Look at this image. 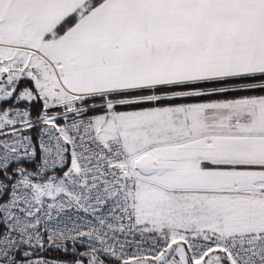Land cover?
Wrapping results in <instances>:
<instances>
[{
	"label": "snow or ice",
	"instance_id": "1",
	"mask_svg": "<svg viewBox=\"0 0 264 264\" xmlns=\"http://www.w3.org/2000/svg\"><path fill=\"white\" fill-rule=\"evenodd\" d=\"M0 264H264V0H0Z\"/></svg>",
	"mask_w": 264,
	"mask_h": 264
},
{
	"label": "trees",
	"instance_id": "2",
	"mask_svg": "<svg viewBox=\"0 0 264 264\" xmlns=\"http://www.w3.org/2000/svg\"><path fill=\"white\" fill-rule=\"evenodd\" d=\"M55 253H51L50 255H49V257H55Z\"/></svg>",
	"mask_w": 264,
	"mask_h": 264
},
{
	"label": "built area",
	"instance_id": "3",
	"mask_svg": "<svg viewBox=\"0 0 264 264\" xmlns=\"http://www.w3.org/2000/svg\"><path fill=\"white\" fill-rule=\"evenodd\" d=\"M49 258H54V257H49Z\"/></svg>",
	"mask_w": 264,
	"mask_h": 264
}]
</instances>
